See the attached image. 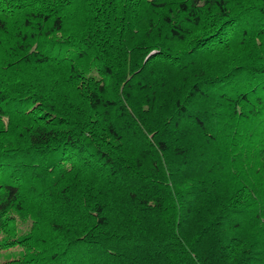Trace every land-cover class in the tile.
Returning a JSON list of instances; mask_svg holds the SVG:
<instances>
[{
	"label": "trees",
	"instance_id": "obj_1",
	"mask_svg": "<svg viewBox=\"0 0 264 264\" xmlns=\"http://www.w3.org/2000/svg\"><path fill=\"white\" fill-rule=\"evenodd\" d=\"M0 264H264V0H0Z\"/></svg>",
	"mask_w": 264,
	"mask_h": 264
},
{
	"label": "rangeland",
	"instance_id": "obj_2",
	"mask_svg": "<svg viewBox=\"0 0 264 264\" xmlns=\"http://www.w3.org/2000/svg\"><path fill=\"white\" fill-rule=\"evenodd\" d=\"M18 251H19V247L10 248V249L4 251V252L2 253V259L0 260V262H1L2 260H5V259L8 258V257H9V258L14 257V255H16ZM13 254H14V255H13Z\"/></svg>",
	"mask_w": 264,
	"mask_h": 264
}]
</instances>
